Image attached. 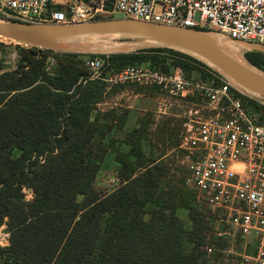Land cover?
<instances>
[{"label": "trees", "instance_id": "obj_1", "mask_svg": "<svg viewBox=\"0 0 264 264\" xmlns=\"http://www.w3.org/2000/svg\"><path fill=\"white\" fill-rule=\"evenodd\" d=\"M0 20L8 21L1 15ZM9 46L18 59L12 71L0 63V226L5 224L10 233L9 246L0 248V264H93L95 257L96 264H215L225 244L205 232L210 219L182 181L181 189L197 212L196 220L191 217L194 230H199L192 253H184L182 225L168 201L155 198L162 175L157 161L142 153L141 139L135 146L129 141L131 152L116 159L118 188L107 195L95 189L107 149L92 143L96 123L90 115L103 101L105 85L89 80L85 62L98 56L117 71L150 63L162 72L179 70L186 78L213 85L220 82L211 73L221 75L167 48L79 59L78 54ZM49 58L54 62L47 65ZM246 60L264 72V52L253 50ZM238 96L251 110L264 111ZM138 134L133 130L128 136ZM24 188L33 192L29 202ZM217 243L222 244L218 252L208 256L205 248Z\"/></svg>", "mask_w": 264, "mask_h": 264}, {"label": "built area", "instance_id": "obj_2", "mask_svg": "<svg viewBox=\"0 0 264 264\" xmlns=\"http://www.w3.org/2000/svg\"><path fill=\"white\" fill-rule=\"evenodd\" d=\"M0 15L8 21L46 25L121 16L210 29L244 45L264 46V0H0ZM85 63L89 80L100 81L108 89L120 85L155 88L187 102L177 146L186 171L184 186L213 221L215 239L230 245L223 253L234 254L237 242L243 243L245 251L253 245V255H242L244 264H264V120L260 112L247 107L231 82L212 73L219 84L186 78L175 69L165 73L150 63L119 71L98 56ZM9 244L10 233L3 224L0 248ZM205 251L211 256L215 246L208 245Z\"/></svg>", "mask_w": 264, "mask_h": 264}, {"label": "rangeland", "instance_id": "obj_3", "mask_svg": "<svg viewBox=\"0 0 264 264\" xmlns=\"http://www.w3.org/2000/svg\"><path fill=\"white\" fill-rule=\"evenodd\" d=\"M108 19L124 18L121 16L103 18V20ZM207 33L214 36L216 42L225 49V52L234 58L243 60L242 57H244L246 59V55L253 50L264 52V46L244 45L230 39L219 37L220 35L216 31L210 29L207 30ZM136 40L137 39L133 38L107 36L103 37V39L93 38V40L73 42L74 44L82 45V47L75 49L62 48L53 51L59 54H78L79 59L94 55L122 54L127 51L121 50L119 47L138 43L139 41ZM0 42L4 43V47L0 48V63H2L5 71H12L17 64V53L14 47L9 46V42L4 40H0ZM65 46L66 44L60 45V47ZM115 46L118 48H115ZM53 62L54 61L49 58L47 65ZM48 70L51 71L50 67ZM221 77L223 80L229 81L224 76L221 75ZM230 82L242 96L254 101L260 107H264V100L246 95L251 92L241 88L231 80ZM152 96L156 97L155 99L157 100H150ZM143 101L145 103H153V106H151L152 104H140ZM130 106L133 110H143L139 117V119L142 120V125L138 126L137 131L139 134L137 136H128L130 132L122 130L123 121L126 120L128 113L126 107ZM188 108L189 106L185 100L171 97L158 90L136 85H120L112 87L111 89L105 86L103 101L94 106V110L90 115L91 121H95L96 123L95 132L92 136V143L94 146L102 145L107 149L104 162L101 163L102 167L94 181L95 189L102 195H107L118 188L120 182H117L116 178H119L118 173L120 166L116 162V159H119L120 156H128L132 150V146H135L137 140L141 139L142 153L145 157L157 161L156 164L162 175L163 184L156 188L157 192L155 198L158 196L163 197L164 200L168 201L169 206L174 208L175 217L179 220L183 228L181 243L186 255L192 253L194 244L198 242L199 233V230H194L196 221L193 222L191 218L194 217L196 220L197 212L181 189V183L186 178V171L181 160L183 155L177 150L184 130V117L186 116ZM259 112L261 119H263L264 111ZM129 141L132 146L127 144ZM15 155H19V152L16 151ZM96 155L98 156V152H94L93 156L95 157ZM24 189L28 191V193L26 191L24 192ZM24 189L22 190L24 200L29 202L33 198V192H31L32 190L30 191V189ZM78 200L81 201L82 198L79 197ZM106 219L107 216L104 217L101 223V234L105 229ZM212 225L213 221H209L206 226V233L210 232L211 234ZM223 242L225 244L223 245L225 247L224 250L229 251L228 248L230 245L224 240ZM221 245L220 243L215 245L216 252H218L217 249ZM254 250V246L251 245L246 248L245 251L243 243L237 242L233 247L234 254L220 252L214 262L215 264H244L245 262L242 259V255L251 256L254 254ZM93 264H96V257L93 260Z\"/></svg>", "mask_w": 264, "mask_h": 264}, {"label": "water", "instance_id": "obj_4", "mask_svg": "<svg viewBox=\"0 0 264 264\" xmlns=\"http://www.w3.org/2000/svg\"><path fill=\"white\" fill-rule=\"evenodd\" d=\"M207 32L191 28L166 26L130 19H108L73 25H46L0 20V40L38 49H62L61 44L83 42L93 38L115 36L133 38L152 44L149 48H167L184 53L213 68L219 75L264 99V72L244 57L245 67L225 56ZM258 113V111H256Z\"/></svg>", "mask_w": 264, "mask_h": 264}, {"label": "bare ground", "instance_id": "obj_5", "mask_svg": "<svg viewBox=\"0 0 264 264\" xmlns=\"http://www.w3.org/2000/svg\"><path fill=\"white\" fill-rule=\"evenodd\" d=\"M219 36V35H218ZM113 37V36H112ZM115 37V36H114ZM208 37L214 42L215 46L220 50V52L222 54H224L225 56L233 59L234 61L238 62L239 64L245 66V67H248V65L243 61V60H240V59H237V58H234L232 56H229L226 52H225V49L222 48L217 42H216V39L214 36H212L211 34H208ZM221 37V36H219ZM99 39H103V38H99ZM136 41H139L138 43H134L133 45H128V46H123V47H119L121 48V50H124V51H135L137 49H141V48H149L152 46V44L150 42H147V41H144V40H136ZM73 42H78V41H73ZM73 42L69 43V44H66L65 47L63 48H66V49H75V48H78V47H82L81 44H74ZM115 48H118L117 46H115ZM130 51V52H132ZM128 52V53H130ZM246 95H249L251 97H254V98H259L258 96L250 93V94H246ZM260 99V98H259Z\"/></svg>", "mask_w": 264, "mask_h": 264}, {"label": "crops", "instance_id": "obj_6", "mask_svg": "<svg viewBox=\"0 0 264 264\" xmlns=\"http://www.w3.org/2000/svg\"><path fill=\"white\" fill-rule=\"evenodd\" d=\"M162 57H167V58H170L171 55L170 54H161ZM156 97H152V99L150 100H157L155 99ZM142 105H147V104H152L151 106H153V103H145L144 101L142 103H140ZM143 107V106H142ZM128 110H127V118L125 121H123V124H122V130L125 131V132H131L133 130H137L138 129V120H139V117H140V113L143 112L142 109H135L133 110L132 107H126ZM116 181L117 182H120L119 181V178H116Z\"/></svg>", "mask_w": 264, "mask_h": 264}]
</instances>
